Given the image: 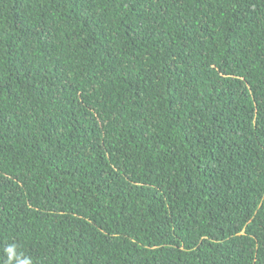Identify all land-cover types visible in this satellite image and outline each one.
I'll return each instance as SVG.
<instances>
[{"label":"trees","instance_id":"trees-1","mask_svg":"<svg viewBox=\"0 0 264 264\" xmlns=\"http://www.w3.org/2000/svg\"><path fill=\"white\" fill-rule=\"evenodd\" d=\"M22 260L264 264V0H0Z\"/></svg>","mask_w":264,"mask_h":264},{"label":"clouds","instance_id":"clouds-1","mask_svg":"<svg viewBox=\"0 0 264 264\" xmlns=\"http://www.w3.org/2000/svg\"><path fill=\"white\" fill-rule=\"evenodd\" d=\"M7 251H8V254H9V260H11L13 258V247H9L7 249ZM19 264H30V261L22 260V261H19Z\"/></svg>","mask_w":264,"mask_h":264}]
</instances>
